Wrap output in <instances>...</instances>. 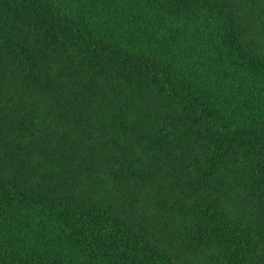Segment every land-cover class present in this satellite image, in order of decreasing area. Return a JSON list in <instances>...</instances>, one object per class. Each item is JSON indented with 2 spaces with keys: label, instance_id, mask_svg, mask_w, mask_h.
Masks as SVG:
<instances>
[{
  "label": "trees",
  "instance_id": "1",
  "mask_svg": "<svg viewBox=\"0 0 264 264\" xmlns=\"http://www.w3.org/2000/svg\"><path fill=\"white\" fill-rule=\"evenodd\" d=\"M0 264H264V0H0Z\"/></svg>",
  "mask_w": 264,
  "mask_h": 264
}]
</instances>
